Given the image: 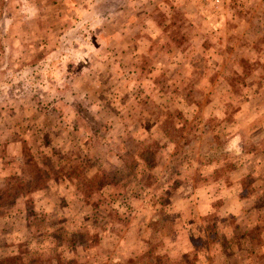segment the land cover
Wrapping results in <instances>:
<instances>
[{"label": "rangeland", "instance_id": "1", "mask_svg": "<svg viewBox=\"0 0 264 264\" xmlns=\"http://www.w3.org/2000/svg\"><path fill=\"white\" fill-rule=\"evenodd\" d=\"M0 264H264V0H0Z\"/></svg>", "mask_w": 264, "mask_h": 264}, {"label": "trees", "instance_id": "2", "mask_svg": "<svg viewBox=\"0 0 264 264\" xmlns=\"http://www.w3.org/2000/svg\"><path fill=\"white\" fill-rule=\"evenodd\" d=\"M8 189L6 188L5 191H7Z\"/></svg>", "mask_w": 264, "mask_h": 264}]
</instances>
